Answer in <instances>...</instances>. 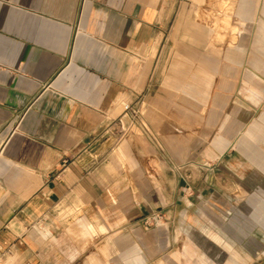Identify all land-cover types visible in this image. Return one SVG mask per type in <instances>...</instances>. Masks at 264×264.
I'll list each match as a JSON object with an SVG mask.
<instances>
[{"label":"crops","instance_id":"1","mask_svg":"<svg viewBox=\"0 0 264 264\" xmlns=\"http://www.w3.org/2000/svg\"><path fill=\"white\" fill-rule=\"evenodd\" d=\"M260 201L264 0H0L14 264H184L191 229Z\"/></svg>","mask_w":264,"mask_h":264},{"label":"rangeland","instance_id":"2","mask_svg":"<svg viewBox=\"0 0 264 264\" xmlns=\"http://www.w3.org/2000/svg\"><path fill=\"white\" fill-rule=\"evenodd\" d=\"M250 217L231 212L211 214L206 232L191 229L190 249L168 250L174 255L170 261L184 264H264V203H239ZM217 234V235H215ZM221 239V240H220ZM216 241H222L215 243ZM165 259L168 258L166 257ZM15 258L7 256L5 264H14ZM168 264V263H167ZM170 264V263H169Z\"/></svg>","mask_w":264,"mask_h":264},{"label":"built area","instance_id":"3","mask_svg":"<svg viewBox=\"0 0 264 264\" xmlns=\"http://www.w3.org/2000/svg\"><path fill=\"white\" fill-rule=\"evenodd\" d=\"M130 112H131L132 118L137 117L138 111L136 108H132ZM6 254H7V249H5V247H3V245L0 244V264H5Z\"/></svg>","mask_w":264,"mask_h":264}]
</instances>
